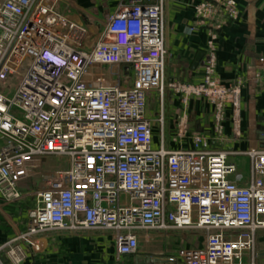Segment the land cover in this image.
<instances>
[{"label":"built area","instance_id":"2783aa9c","mask_svg":"<svg viewBox=\"0 0 264 264\" xmlns=\"http://www.w3.org/2000/svg\"><path fill=\"white\" fill-rule=\"evenodd\" d=\"M60 4L0 0V196L34 199L26 230L0 244V253L20 264L18 241L38 250L37 237L51 230L108 229L117 255H133L151 230L183 229L204 235L203 245L177 249L184 264H256L264 149L247 151L243 184L234 151L211 149L198 134V147L167 148L163 111L156 120L147 114L149 94L159 93L163 106L167 87L164 0L121 2L102 26L73 19ZM196 12L213 30L238 15L231 0H207ZM257 63L264 67V58ZM12 79L20 82L11 91ZM246 81L264 88V72L253 68ZM244 82L227 88L211 64L203 83L168 87L184 107L191 95L210 100L217 133L231 104L238 136ZM184 138L185 113L178 133ZM49 155L67 158V166L46 169ZM37 176L39 186L21 190Z\"/></svg>","mask_w":264,"mask_h":264},{"label":"crops","instance_id":"0c3cea01","mask_svg":"<svg viewBox=\"0 0 264 264\" xmlns=\"http://www.w3.org/2000/svg\"><path fill=\"white\" fill-rule=\"evenodd\" d=\"M130 0H61L60 10L73 19L86 24L104 25L123 2ZM207 0H164L165 94L163 107L168 101L170 123L168 137L164 124V143L167 148H195L193 136L208 138L209 148L234 151L231 160L243 175V184L249 181L251 158L247 151L264 149V88L246 81L253 68L264 72L258 60L264 58V0H231L238 10L236 17L227 19L217 30L204 25L196 7ZM217 80L231 88L240 80L241 104L238 111L239 135H235L234 109L227 104L223 111L221 132L217 133V110L204 96H189L187 106L181 103V95L168 87L171 81L201 84L209 67ZM153 93L149 94V99ZM148 99V102H149ZM162 100V99H161ZM179 108V110H178ZM164 113V110H163ZM190 115L189 141L177 143L176 122ZM152 119L158 116L148 114ZM165 117V113H164ZM166 122V119H165ZM157 123V122H156ZM155 123V124H156ZM155 145L160 144V128L156 126ZM2 141L0 140V146ZM26 182V181H25ZM24 182L20 188L24 192ZM34 207V199L25 195L14 202H6L0 196V244L26 230L28 212ZM143 238L136 254L118 256L114 232L108 229H56L37 237L39 249L17 242L24 250L20 264H184L176 255L178 248L203 245L204 235L194 230H151ZM256 264H264V229L257 232ZM0 264H15L7 252L0 253Z\"/></svg>","mask_w":264,"mask_h":264},{"label":"rangeland","instance_id":"374dc122","mask_svg":"<svg viewBox=\"0 0 264 264\" xmlns=\"http://www.w3.org/2000/svg\"><path fill=\"white\" fill-rule=\"evenodd\" d=\"M19 82H20V79H15V80L12 79L11 91L16 89ZM5 89L8 91L7 88H5ZM163 110H164L165 119H166V122H165V124H166L165 127H166V132H167L166 136L168 137V128H169V123L171 121L170 112H169L170 106H169L168 101H166L165 102V109H164V107L162 106V100H161L160 94L157 92H153L152 97H150L148 105H147V114L156 115L159 117L160 113ZM178 110H179V108H178ZM174 121L176 122V131H175L176 141H177V143H180V141L178 139V133H179V124L181 123L182 118L179 117V119H176ZM191 121H192V116L190 115L189 117H187V120H186V125L188 126L187 127L188 130L190 129V125L192 124ZM159 125H160L159 122H157L154 125V128H153L154 134L159 135L157 133L158 130L156 128V126L159 127ZM183 141H189V139L184 138ZM65 166H67V158H65V157H62L59 155H49L48 157L45 158V168L46 169H53V168L65 167ZM39 184H40V178L37 176V177H34V178L24 182V185H23L24 188L23 189L24 190H31V189H34V187L39 186Z\"/></svg>","mask_w":264,"mask_h":264}]
</instances>
